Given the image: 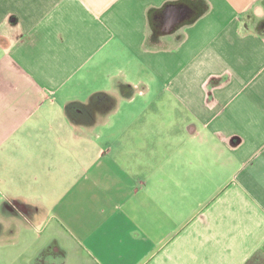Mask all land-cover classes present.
I'll return each instance as SVG.
<instances>
[{"label": "crops", "instance_id": "obj_1", "mask_svg": "<svg viewBox=\"0 0 264 264\" xmlns=\"http://www.w3.org/2000/svg\"><path fill=\"white\" fill-rule=\"evenodd\" d=\"M263 20L264 0H0L1 259L264 264Z\"/></svg>", "mask_w": 264, "mask_h": 264}, {"label": "rangeland", "instance_id": "obj_2", "mask_svg": "<svg viewBox=\"0 0 264 264\" xmlns=\"http://www.w3.org/2000/svg\"><path fill=\"white\" fill-rule=\"evenodd\" d=\"M133 89H135V88L133 87ZM134 94H135V90L130 92L129 96L131 97ZM129 96H126V97H129ZM99 104L102 105V106L105 105L106 106L105 109L109 110V108L112 107L113 104H115V101L109 100V99L108 100H103V99L99 100L97 98L92 99V106L93 105H99ZM118 104H120L121 108L124 109V108H126L128 106V101L125 100V99H122L120 102H118ZM160 107H161L160 108L161 109L160 112H171L170 109H169V106H166V108H164L163 106H160ZM79 109H82V108L81 107L79 108L78 102H72V103L69 104V112H79ZM123 111H125V109L122 110L121 112H123ZM146 112H154V111H152L151 109H148V110H146ZM43 228H44V225H41V226H39L38 229H43ZM0 248H2V247H0ZM7 248H10V249L6 250ZM7 248H4V258L1 259V256H0V264H20L18 261H14V259H15L14 253H16V255H18V256L21 253H29L27 249L25 251V247L21 248L20 245H18V244H16L14 246V248H17L16 251L12 250V246L7 247ZM45 249H47V248L46 247L45 248H41V250L39 251L40 252V254H39L40 256H41V253L43 254V256H47L48 252H45ZM2 250H3V248H2ZM2 250L0 249V255H2V252H3ZM73 260L74 259L72 258L70 260L72 263L69 262V264H81V262L79 261L80 260L79 258H78V261H73Z\"/></svg>", "mask_w": 264, "mask_h": 264}, {"label": "trees", "instance_id": "obj_3", "mask_svg": "<svg viewBox=\"0 0 264 264\" xmlns=\"http://www.w3.org/2000/svg\"><path fill=\"white\" fill-rule=\"evenodd\" d=\"M262 24H264V20L261 22V25H262ZM260 29H261V31H263V32H264V25H263V27H262V28L260 27ZM98 95H99V94H97L96 96H94V98H96Z\"/></svg>", "mask_w": 264, "mask_h": 264}]
</instances>
